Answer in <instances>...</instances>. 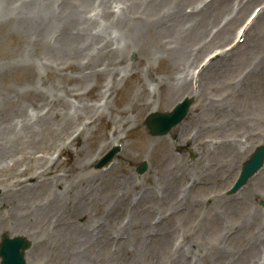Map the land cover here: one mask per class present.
<instances>
[{
    "label": "rangeland",
    "instance_id": "rangeland-1",
    "mask_svg": "<svg viewBox=\"0 0 264 264\" xmlns=\"http://www.w3.org/2000/svg\"><path fill=\"white\" fill-rule=\"evenodd\" d=\"M15 1L0 0V233L30 237L27 264H264V210L255 196L264 199V167L244 189L226 195L241 163L264 143V0H254L248 9L241 0L231 22L236 12H224L239 0H166L162 12L168 20L161 21L169 30L158 37L150 27L142 40L174 47L178 32L186 29L188 39L182 42L191 52L185 58L198 54L184 65L170 55L146 62L147 52L125 45V33L115 28L114 19L120 8L130 10V0H110L105 17L99 16L100 0L81 9L82 16L96 19L83 27L89 25L92 34L104 32L99 33L103 41H118L123 53L115 56V65L100 52L91 56L94 49L60 58L43 53L25 33L28 21L10 17ZM65 1L48 0L54 17L68 12ZM138 11L131 9L133 16L143 14ZM175 12L178 16H170ZM245 23L244 41L233 44ZM60 28L50 25L41 44L58 50ZM218 34L226 38L215 40ZM210 55L213 59L202 65ZM184 69L189 87L170 89L167 77L182 81ZM121 72L115 90L111 82ZM141 83L152 100L146 107L134 101ZM187 95L196 99L189 115L166 135H149L144 117L169 111ZM80 103L90 108L83 110ZM66 113L73 117L67 129L61 121ZM91 116L95 123L85 127ZM248 130L255 133L254 142H244ZM112 144L120 147L114 161L96 169ZM235 145L243 153L227 155ZM143 160L148 169L139 175L136 168ZM118 181L122 185L112 194ZM87 229L92 254L82 257L80 247L69 243L73 230ZM132 238L140 241L133 245Z\"/></svg>",
    "mask_w": 264,
    "mask_h": 264
},
{
    "label": "bare ground",
    "instance_id": "bare-ground-1",
    "mask_svg": "<svg viewBox=\"0 0 264 264\" xmlns=\"http://www.w3.org/2000/svg\"><path fill=\"white\" fill-rule=\"evenodd\" d=\"M9 1H15V0H9ZM77 1L80 2V6L74 4L71 0L65 1L66 3H68V7H67L68 12L64 13L63 15H59V16H57L55 13L57 19H56V17H54L52 15L53 13L51 12V10H49L48 0H16L13 7H12V8H14V12H12V13L9 12V14L11 15L10 17H12V19L14 21H16V20L18 22L28 21L27 22V29H30L29 30L30 32H25V33L27 35H29L33 45H35L36 47L39 46V49L45 54H49V55H52L53 57L55 56V57L60 58V56H65V55L74 56L75 54L82 53V51H84L86 53V52L90 51V49H94V51H92V53H94V54H92L91 56L95 55V52H100L99 56L104 55V56L110 58L112 60L111 63H113L115 65L116 61H113V59H115V56L118 55V53L122 52V50L116 45L118 43V41L114 40V37L112 38L111 41L110 40L108 41L107 39H105V37H103L105 40V41H103V40H101V38H100L101 34H99V33H104V32H99L98 34L97 33L92 34L88 30L89 25L83 27V24L87 22L86 20H90L91 24L96 23V19L87 18V16H85L84 13H83L84 15L82 16L83 11L81 10L84 7L86 8L87 6H89V7L92 6L93 1H91V0H77ZM109 1L110 0H100L97 8L101 7L103 12L99 16L103 15V17H105L107 15L106 12H111L110 8L108 6ZM111 1H113V0H111ZM118 1L123 2L124 0H118ZM165 1L166 0H151V1L130 0L131 8L128 12H124L121 8L116 12L115 19H114L115 28H118V29H121L124 31L125 37H126V39L124 37L125 45H127V46L133 45L134 47H136L140 51V53H141V51H143L144 55L147 52L148 57L145 56L146 62H149L150 60H152L153 57H163V56H169L170 55L171 57L176 58L177 61L180 62L182 65L190 63V59L193 56L197 55L198 52H193L194 54L190 53V55H187L185 58V53L191 52V49L188 47V45L186 43L182 42L185 40V37H186V39H188L186 29L184 31L178 32V38L180 40H179V42H176L177 46H174V47H168L164 42H163V45L152 46L153 42H143V40H142V39H147L146 33H148L149 31L146 29H148L150 27L154 28L155 33L158 37L166 35L167 30H169L168 29L169 25L166 24L164 21H161L162 18L168 20L167 16L164 15V13L162 12V8L164 6ZM253 1L254 0H246V4H243L244 7L248 9ZM63 3H64V1L61 4H63ZM240 5H241V0H239L235 5H233L231 8H228V10H226L224 12L225 15H231L233 12H236V13L231 15V17L228 19V22H231L232 20L236 19V18H234V16H236L238 14V10L241 8ZM221 6H222V10H223L226 7V4L224 3ZM8 7H9V5L7 6V8ZM133 7H136L139 10L138 12H141L143 14H141L139 16H133L132 15L133 12H131V9ZM262 8H264V7H262ZM153 13L156 15H160L159 19L156 20L154 17H152ZM171 15L178 16V14L176 12L174 14H170V16ZM217 15H218V12L216 13V15L214 17H216ZM52 24H57V27H62V28H60V30L64 29V31L62 32L63 35L61 36V38L59 40H56V42H58V44H59L58 50L56 48L50 49L48 47H45V42H44V45L41 44V40L44 39L45 31H47L48 27ZM60 24H61V26H60ZM206 24H207L206 20L201 23V25H206ZM227 24H229V23H227ZM195 25H196V22L192 26H195ZM174 26H176V24ZM195 35H194L192 40H194ZM237 35H238V33H237ZM169 37H170V35L168 36V38ZM220 38L222 39V38H226V37H222V35L218 34L216 36L215 40H218ZM172 40H174V39H172ZM168 42L170 43V40H168ZM156 50H159L158 53ZM57 51H58V55L53 53V52H57ZM90 54L91 53L89 52V55ZM120 56H121V58L123 57L122 55H120ZM209 59H213V57H210ZM140 60H144V58L141 57ZM216 61H217V59L214 61V63H216ZM239 63L240 62H238L235 65L237 66ZM124 64H126V62H124ZM211 65H212V63L209 62L208 67ZM225 65H223L222 67H225ZM125 67L128 68L129 66L126 64ZM117 69H118L117 67L111 68V73L112 72L114 73ZM128 71H129V73H132V72H135L136 70L129 69ZM184 72L186 75H184L182 81H179L178 79L172 78V76H170L169 79L171 80V82H168V77H167V85H169L170 89H173L174 87H175V89H181V88L185 89V88L189 87V85L191 84V80L187 79L189 71L188 70L185 71V69H184ZM148 73H150V67L147 71V75H148ZM190 74L193 77V71H191ZM123 75H124V72H121L120 75L118 76V78L111 82L113 84L115 90H117L118 82L122 80ZM144 81L147 84V82H150V79L148 77H144ZM159 81H160L161 85L165 84V82L162 80V78ZM232 84L233 83L230 82L229 86L234 87V85H232ZM237 84H238V86H242L244 84V82L240 81ZM247 84L249 85V83H247ZM144 85L145 84H143V83H141L139 85V89L135 91V92H137V96L134 98L135 102L145 103L142 105V107H146L149 103H152L151 97H149V95L147 96V94H145L142 91V90H145V88L144 87L142 89L140 88ZM91 86H94V83ZM83 104L84 105H82V103L79 104V106L81 108L83 107V110L90 108L88 103H83ZM60 105L64 106V103H60ZM76 113H77V111H74L72 113V115L76 114ZM98 115L99 114H96L95 117H98ZM72 118L73 117L69 116L68 113H66V115L62 116L61 121L63 122L65 129L68 128V125L71 122ZM116 121H118V119H116ZM94 123H95L94 116H91L88 119V122L85 123V127L92 125ZM122 126H123V124H122ZM85 130L86 129L82 130L80 132V135ZM112 136L113 135L111 134V138H112ZM255 140H256L255 133H253V132L250 133V130H248L246 135H245L244 142L245 141L254 142ZM227 149H228L227 155H230V156L233 155V152H235L239 155H241L243 153L242 150H240L239 148H236V145L234 146V148L229 147ZM88 165H86V168H88ZM262 184H263V181L260 180L259 185H262ZM121 185H122L121 181L115 182L112 185V190H113L112 194H114L116 189H118V187ZM255 196L257 198L262 197L256 193H255ZM116 200H114V201H116ZM60 202H62L61 199H60ZM106 210L108 211V209H106ZM69 222L71 224H73L72 220H70ZM201 226H203V225H201ZM204 226L206 227V225H204ZM199 228L201 229V227H199ZM202 229H203V227H202ZM3 231L11 234L8 230H3ZM90 233H91L90 229H87L86 231L85 230H81V231L80 230H73L72 231V240L69 243V246L75 245L77 247H80L77 250L82 257L89 255L91 253V249L90 248L87 249L88 247H90L91 243L93 242V239L91 237H87V234H90ZM17 234H19V233H17ZM77 234L80 235L81 237H77ZM117 234L121 235L120 232H118ZM19 236L25 237L26 239H30V237H28L25 234H19ZM144 238L145 237L142 236L141 239H144ZM95 240H97V239H95ZM147 240H148V238H147ZM147 240H146V242H147ZM138 241H140V238L139 239H137V238L130 239V242L133 245H135V243H137ZM182 241L184 242L183 237H182ZM122 255L123 256L126 255L124 250L122 251ZM217 255L219 256V254H217ZM209 256H212L214 258V261L216 259L218 260L220 257V256L219 257L215 256L213 254H211ZM257 260H258V262H262L260 255H258ZM219 261H221V260L219 259ZM237 262H238V264H244V261H241V260H237ZM95 263H98V261H96Z\"/></svg>",
    "mask_w": 264,
    "mask_h": 264
},
{
    "label": "water",
    "instance_id": "water-1",
    "mask_svg": "<svg viewBox=\"0 0 264 264\" xmlns=\"http://www.w3.org/2000/svg\"><path fill=\"white\" fill-rule=\"evenodd\" d=\"M189 104V100H184L181 104L177 105L172 112L150 114L145 121L149 132L154 135H161L166 133L172 126L177 124L184 117ZM116 150L117 148H113L100 161V164H104L109 161ZM263 160L264 147H258L249 158V160H247L243 164L240 176L231 192H234L240 186L245 184L248 178L251 177L261 167ZM145 169L146 164L143 163L140 166L139 171L143 172ZM28 245L29 242L24 238H9L7 235H4L0 243L1 264H25L24 249Z\"/></svg>",
    "mask_w": 264,
    "mask_h": 264
}]
</instances>
